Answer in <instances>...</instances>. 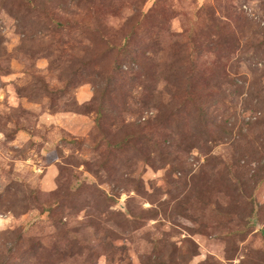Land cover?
<instances>
[{
  "label": "rangeland",
  "instance_id": "obj_1",
  "mask_svg": "<svg viewBox=\"0 0 264 264\" xmlns=\"http://www.w3.org/2000/svg\"><path fill=\"white\" fill-rule=\"evenodd\" d=\"M264 0H0V264H264Z\"/></svg>",
  "mask_w": 264,
  "mask_h": 264
},
{
  "label": "trees",
  "instance_id": "obj_2",
  "mask_svg": "<svg viewBox=\"0 0 264 264\" xmlns=\"http://www.w3.org/2000/svg\"><path fill=\"white\" fill-rule=\"evenodd\" d=\"M263 234H264V232H263ZM167 264H170V262L169 263H167ZM175 264V263H174Z\"/></svg>",
  "mask_w": 264,
  "mask_h": 264
}]
</instances>
